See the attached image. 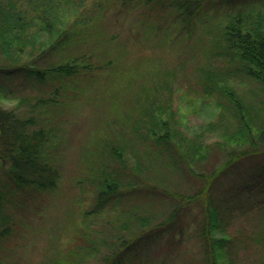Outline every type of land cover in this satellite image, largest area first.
Listing matches in <instances>:
<instances>
[{"label": "rangeland", "instance_id": "374dc122", "mask_svg": "<svg viewBox=\"0 0 264 264\" xmlns=\"http://www.w3.org/2000/svg\"><path fill=\"white\" fill-rule=\"evenodd\" d=\"M72 2L73 5L65 4L63 8L66 13L64 19L71 20L75 15L73 12L77 9L78 13L74 17L77 20V28L96 25L92 37L95 40L85 43L84 48L106 50L112 56L113 63L108 72L103 73L91 86L82 89L83 92L77 88L76 94L74 91L66 95L62 91L57 95L48 93L50 90L46 88L47 85L40 87L41 82L35 76H28L24 87L20 86L21 81H17L16 77L9 78L8 82H4V79L2 83L0 82L1 88L3 86L7 89L6 96L0 100V108L13 109L20 116H30L41 109L37 103L33 109L35 95L46 96L43 93L46 91L49 98L55 97L56 105L44 111L46 117L38 125L42 124L47 130L51 129L50 132L55 129L56 134L50 133L47 145L59 144L57 155L60 157V164L57 166L58 180L53 188L36 190L27 187L25 191L16 187L12 193L10 185L14 183L9 178V182L1 187L10 190V196L3 192L0 195V201L3 200L0 213L1 262L54 264L57 258L69 252V247L81 241L79 237L84 241L86 237L89 239L88 242L98 246V249L94 255L86 258L83 255L84 250L80 252L83 258L81 264H96L99 261L98 253L107 252L105 240L107 242V239L111 238L114 243L108 246L111 250H117L115 245L117 241L114 240L118 233L126 231L128 236H132L135 228L139 226L138 222H129L132 211L145 216L151 222L166 218L174 200L170 198L160 200L156 193H144L139 189L142 182H137L133 175H123L118 181L122 184L135 183L138 188L136 193L134 189L124 184L118 189V193L132 191L131 195L125 194L119 200L118 197H113L104 203L100 210L99 207H95L96 193L101 187L99 184L101 174L105 171L118 170L115 159L108 156L110 151H105V148L92 150L91 142L100 139L98 133L102 132L103 125L117 131V124L115 126L114 124L120 122L121 112H124L125 106H110L112 94L117 92L120 94L117 95L119 104L136 89L135 83L141 80L142 75H148L154 70H169L172 75L169 80H172L175 90L173 114L176 120L172 125L187 135L197 134L202 142L209 143L214 148H217L214 141L227 140L229 137L230 116L236 110L230 105L229 100H225L223 90L227 88L232 91L242 106L257 94V87L238 68L236 60L234 58L230 60L224 53L225 48L215 43L223 44L224 38L220 33L226 26L230 27L231 22L240 23L243 29H253L260 24L262 26L260 30L264 32V0H206L207 6L199 12L193 15L182 13L179 16L170 13L163 16L153 14L140 16L138 12L151 3L148 0H134V8L119 7L110 0H84L82 5L76 0ZM25 7L28 8V5ZM96 34L104 38L98 40L95 38ZM40 52V49H31L30 56L23 52L19 60L27 62L28 66L43 69L47 63L59 61L63 56L53 52L50 55L36 57ZM30 59L32 60L29 62ZM209 67L221 73L225 86L219 90L208 92L202 87L200 74ZM45 75L50 77L48 73ZM72 98H78L80 101H74ZM124 128L121 125L119 131ZM113 143L116 144L114 141ZM131 150L133 149L128 147V150L122 152L129 165L133 162V159L127 158V155H131ZM260 159L254 164L244 162L234 170L232 179L225 175L220 187L216 189V194L220 198H226L230 210L226 212L224 232L218 233L216 230L214 235L216 237L227 235L238 245L242 242L237 238H242L246 245L239 248L238 257L243 264L256 263L255 259L264 252V240L254 241V236L261 233L264 214V157ZM93 160L95 163H92ZM221 161L220 156L215 163ZM210 165L211 163L208 166ZM197 168L209 171V168L203 167L202 164ZM257 171L259 176L256 179L251 178ZM3 176L1 173V177ZM172 180L174 181L172 183L165 179L154 181L162 183L163 187L183 191L199 185L194 181L176 177ZM230 188L235 191L233 192V189L229 191ZM224 205L227 206L225 203ZM195 210L194 205L188 211L189 216L184 218L187 232L194 230L193 227L199 220L191 217ZM122 223H127V230L122 228ZM7 232L12 236L6 237ZM109 232L114 235L108 237ZM15 233L19 237L23 236V239H19L18 236L15 238ZM179 236L180 230L177 229L175 240ZM168 242L155 244L149 250V256L144 257L146 260L139 251H131L130 260L126 263L152 264V261L153 264H161L164 261L167 264L202 263L200 256H196L197 246L194 241L183 238L173 250L167 249ZM81 246L83 244L79 243L78 248ZM173 255L172 261L170 257Z\"/></svg>", "mask_w": 264, "mask_h": 264}, {"label": "trees", "instance_id": "16d2710c", "mask_svg": "<svg viewBox=\"0 0 264 264\" xmlns=\"http://www.w3.org/2000/svg\"><path fill=\"white\" fill-rule=\"evenodd\" d=\"M72 1L0 0L1 83L2 79L8 82L9 78L16 77L17 81H21L20 86L24 87L27 77L35 76L41 82L40 87L47 85L46 88L50 90L47 91L48 93L57 95L62 91L66 95L74 91L76 94L77 88L82 91L91 86L96 79L101 78L103 73L108 72L113 63L109 52L104 49L86 50L87 48H84L85 43L95 40L92 37L96 25L77 28V20L74 19L78 13L77 9L73 12L75 15L71 17V20L64 19L66 13L63 8L65 4L73 5ZM76 1L82 5L84 0ZM110 1L118 4L119 7L134 8V0ZM148 1L151 3L138 12L140 16L151 14L163 16L165 13L177 16L182 13L193 15L207 6L206 0ZM26 5L28 8L25 7ZM260 27L262 26L257 24V27L253 29H243L240 23L231 22L230 27L226 26V29L220 33L224 38L223 44L215 43L225 48L224 53L227 57L230 60L234 58L239 65L237 67L257 87V94L252 96V100H247L245 106L241 105V101L232 91L227 88L223 90L225 100H229L230 105L236 110L230 116L229 137L227 140L224 139L225 141H214L217 148L202 142L197 134L187 135L172 125L176 120L173 114L175 90L172 80H169L172 76L169 70H154L148 75H142L141 80L135 83L136 89L119 104L117 95L120 94L118 92L112 94L110 106H125L124 112H121L120 122L114 124V126L117 124V131L103 125L102 132L98 133L100 139L95 142L91 141L93 143L91 145L92 150L105 148V151H110L108 156L115 159L118 170L108 171L109 173L105 171L101 174L99 183L101 187L96 193L95 207H99L100 210L102 205L113 197H118L119 200L125 194L131 195L132 191H126L125 194L118 193V189L124 184L134 189L135 193L137 192L138 188L135 183L122 184L118 181L123 175H133L137 182H142V187L139 189L144 193L153 192L160 200L170 198L174 200V203H171L173 205L162 221L151 222L145 216L132 211L129 215V222H138L140 227L135 228L132 236H128L126 231L118 233L119 235L114 240L117 241L115 244L117 250H111L108 246L114 243L111 238L107 239V242L103 239L102 242L104 241L107 252L98 253L99 261L96 264H129L126 261L130 260L131 251L135 250L139 251L146 260L144 257L149 256V250L155 244L169 241L167 249L173 250L183 238L195 242L197 246L195 253L196 256H200L201 264H243L239 261L238 250L246 245L245 241L237 238L242 242L238 245L227 235L220 237L214 235L216 230L218 233L224 232L226 212L230 210L226 198H220L216 194V189L220 187L225 175L228 179H232L234 170L244 162L249 161L254 164L264 157V32L260 30ZM95 38L102 40L104 37L101 38L99 34H96ZM31 49L41 50L36 56L38 58L53 52L63 54V56L59 61L47 63L41 69L28 66L27 62H20L19 58L22 53L27 52L30 56ZM46 73L50 77H47ZM200 75H202L200 82H202L204 91L219 90L225 86L221 73L213 67L206 68ZM128 87L130 88V83ZM47 92H43L46 96H34L36 100L32 104L33 109L36 108V103L41 106V109L36 110L33 115L20 116L13 109L0 108V195L3 192L10 196L9 188L1 189L6 182H9V179L14 183L10 185L12 193L16 187L25 191L27 187L28 189L33 187L36 190H48L53 188L58 180L57 166L60 164V157L57 151L59 144L47 145L50 133L56 134L55 129L50 132L51 129L47 130V127L45 128L42 124L38 125L46 117L43 114L44 111L56 105L55 97L49 98ZM0 93H2L0 94L1 100L6 96L7 89L2 86ZM72 100L80 101L78 98H72ZM120 123L123 128L125 127L124 130L119 131ZM30 126L33 128L31 129ZM128 147L133 149L130 151L131 155H127V158L133 159L130 165L128 159H125L122 154L124 150H128ZM212 151H218V153H212ZM220 156L222 161L216 164L215 160H218ZM92 163L95 161L93 160ZM209 163H211L210 166H208ZM199 164L209 168V171L196 169ZM146 171L147 173H143ZM1 173L4 174L3 177ZM258 176L257 171L251 178L256 179ZM174 177L194 181L199 185L194 189L183 191L173 190L168 186L165 188L161 185L162 183L154 181L165 179L172 183ZM232 189L230 188L229 191ZM2 204L3 200L0 201V213ZM194 205L196 210L191 217L199 218V220L193 227L194 230L187 232L184 218L189 216L188 211ZM261 223V233L254 236L255 242L264 240V214ZM122 224V228L127 230V223ZM177 229L180 230V236L175 240ZM7 230L6 225L5 231ZM113 235L109 232L107 236ZM9 236L12 235L7 232L6 237ZM17 236L23 239V236L19 237L15 233L14 237L17 238ZM79 238L81 239L79 243L83 246L78 248L79 243L72 245L69 247V252L57 258L54 264H81L83 258L80 252L84 250L85 258L96 253L98 246L90 244L86 237L87 243L82 237ZM173 258L174 255L170 257L172 261ZM255 261L254 264H264V252ZM0 264L9 263L1 262L0 259ZM161 264L167 263L164 261Z\"/></svg>", "mask_w": 264, "mask_h": 264}]
</instances>
